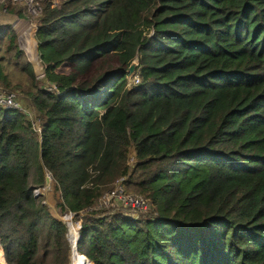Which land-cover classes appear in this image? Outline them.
<instances>
[{"label":"trees","instance_id":"obj_1","mask_svg":"<svg viewBox=\"0 0 264 264\" xmlns=\"http://www.w3.org/2000/svg\"><path fill=\"white\" fill-rule=\"evenodd\" d=\"M52 2L8 9L36 23L43 77L16 36L0 54L27 111L0 107L6 264H70L66 224L33 197L45 173L91 264H264V0ZM120 178L148 218L98 207Z\"/></svg>","mask_w":264,"mask_h":264},{"label":"built area","instance_id":"obj_2","mask_svg":"<svg viewBox=\"0 0 264 264\" xmlns=\"http://www.w3.org/2000/svg\"><path fill=\"white\" fill-rule=\"evenodd\" d=\"M53 5H56L57 2H52ZM20 6L24 9H26L27 15L29 17H38L41 13V6L40 3L37 0H0V8L2 10V13L7 14L8 9L10 7H16ZM36 27V24H34ZM140 83V79L138 76L133 77L132 80L128 81V85L136 86ZM49 92H55L58 94V91L55 87L48 88ZM0 107H3L4 109L9 110H17L21 113H27L25 108L20 104L18 100L17 93L14 92H8L6 90H3L0 88ZM34 130L38 133L40 132V129L36 125V122L33 124ZM45 180L49 178V174H45ZM125 178H120L117 181H115V186L112 190L109 192H106L99 200L98 207H109V206H121L124 208H127L131 210L132 216H138V214L145 215L149 214L152 207L148 200H146L142 196L138 195H131L127 193L125 186H124ZM42 190H45L43 188H38L33 190V197L35 199H39L43 196V193H41ZM1 252V258L2 262L0 261V264H6L2 248H0Z\"/></svg>","mask_w":264,"mask_h":264},{"label":"rangeland","instance_id":"obj_3","mask_svg":"<svg viewBox=\"0 0 264 264\" xmlns=\"http://www.w3.org/2000/svg\"><path fill=\"white\" fill-rule=\"evenodd\" d=\"M39 1L43 5V2L44 1H48V0H39ZM51 1H53V2L56 1L57 2V0H51ZM16 20H18V18L15 15L13 16L11 13H9V10H8L7 14H4V13H2V10L0 8V54H3V52L5 51V47L7 45V42H8L7 40L9 39V37L14 35V36H16V43H17L18 50L19 51L21 50L20 51V53H21L20 56L22 57V60H21L22 63L23 64H24V62L25 63H30L29 59L32 60L33 56L30 53V50H27V48L25 47L26 46L25 45V39L27 37L31 36L33 38V41H34V44H35V47H33L31 49H33L35 51V56H36V59H37V65L40 66V63H39V60H38L37 45H36V41H35V38H34V33H35V30H36V27L34 26V24H36V23L35 22L33 23L32 21L28 20L27 18H24V19L20 20L19 23L17 21L15 24H17V23L18 24H17V26L15 25V27H14L13 24H14V21H16ZM9 27H11V29ZM1 30H2V32H1ZM5 62L6 61L3 60L1 62V64L2 63L4 64ZM31 66L33 67L32 64H31ZM12 68H13V65L10 64L9 69L12 70ZM33 70H34V75H35L34 67H33ZM36 78L37 79H41L42 76L41 77L39 76V77H36ZM12 79L14 81L13 83H16V82L19 81L20 78L18 77L17 73H15L14 77ZM16 93L18 95H21L20 91H18V92L16 91ZM21 104H23V102H21ZM134 163H135L134 153L131 152L130 157H129V161H128V165L132 166V165H134ZM114 186H115V184H114ZM114 186L112 187V189L114 188ZM38 188H36V189H38ZM41 188L45 189V190L41 191V193H43V196L41 197V199L44 200L43 204H46L50 214L53 217L63 221V223H65V224H66L65 219L71 218V220L69 219V221L72 223V226L74 225L73 228H74V231H75V234H76L77 231H78L77 224L80 223V222L72 221V217H73L72 214H70V213L69 214L61 213V212H59V209L56 208L57 199H56V194H55V192L53 190L52 179H50V183L48 185L44 184V186L41 187ZM127 193H129L131 195H134L133 193H130L128 191H127ZM144 216L146 218H148L149 214H147V212H146ZM134 217H135V219L138 218V216H134ZM67 235H68V233H67ZM74 239H75V237L71 238L70 240L74 241ZM73 257H74V255H73ZM73 257H72V254H71L70 255V264H73Z\"/></svg>","mask_w":264,"mask_h":264},{"label":"water","instance_id":"obj_4","mask_svg":"<svg viewBox=\"0 0 264 264\" xmlns=\"http://www.w3.org/2000/svg\"><path fill=\"white\" fill-rule=\"evenodd\" d=\"M36 45H37V43H36ZM20 51H21V50H20ZM29 62L33 65V67H34V69H35V76H36V77H39V76H40V77H41V76L43 77V75H44V70H43V68H42L41 66H39V65H34V63H33L30 59H29ZM36 64H37V63H36ZM137 67H138L137 59H134V60L132 61V63L130 64V66H129V68H128V72H127V74H126V80H127V81H130V80L133 79ZM49 183H50V180L46 179V180H45V184L48 185ZM66 217H67V216H66ZM66 226H68V225L66 224ZM80 227H81V223H78V224H77V228H78V230L80 229ZM78 239H79L78 231H77V233H76V241H70V239L67 238V241L69 242V245H70V247H71V254H72V257H73V253L77 254L76 245H77V241H78ZM80 257H82V259L84 260L85 264H91V263L87 260L86 257H84V256H82V255H80Z\"/></svg>","mask_w":264,"mask_h":264},{"label":"bare ground","instance_id":"obj_5","mask_svg":"<svg viewBox=\"0 0 264 264\" xmlns=\"http://www.w3.org/2000/svg\"><path fill=\"white\" fill-rule=\"evenodd\" d=\"M25 45H26L25 47L27 48V50H30V53L33 56L32 60L31 59L30 60L34 63V65H37L36 64L37 63V59H36V56H35V51L33 49H31V48L35 47L33 38L31 36H29V37H27L25 39ZM69 219L71 220V218L65 219V222L68 225L67 226V229H68V238L71 239V238H74L75 237L74 241H76V234H75V231H74V228H73L74 225L72 226V223L69 221ZM73 255H74V257H73V264H85V262L82 259V257H80L78 254H75V253H73ZM0 261L1 262L3 261L2 258H1V252H0Z\"/></svg>","mask_w":264,"mask_h":264},{"label":"crops","instance_id":"obj_6","mask_svg":"<svg viewBox=\"0 0 264 264\" xmlns=\"http://www.w3.org/2000/svg\"><path fill=\"white\" fill-rule=\"evenodd\" d=\"M13 16H14V15H13ZM20 20H22V19H19V18H18V20L14 21V24H13V25H14V27H15V25L17 26V24L20 22ZM17 21H18V23H17V24H15ZM9 28L11 29V27H9ZM2 253H3V252H2Z\"/></svg>","mask_w":264,"mask_h":264}]
</instances>
